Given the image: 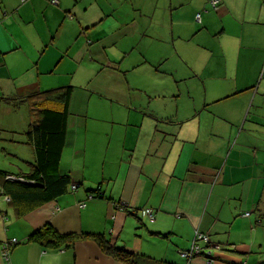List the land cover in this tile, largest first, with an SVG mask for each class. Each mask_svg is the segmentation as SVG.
Here are the masks:
<instances>
[{"label":"crops","instance_id":"1","mask_svg":"<svg viewBox=\"0 0 264 264\" xmlns=\"http://www.w3.org/2000/svg\"><path fill=\"white\" fill-rule=\"evenodd\" d=\"M212 1L170 0L174 54L180 56L174 59L179 68L170 66L179 72L174 87L158 82L162 52L149 64L146 55L130 59L134 35L124 49L112 41L131 19L149 18L153 4L144 1L141 10L139 2L124 19L93 12L91 0H0V138H12L18 154L33 149L31 161L18 159L12 163L17 170L9 165L3 171L22 178L36 160L27 132L39 109L23 100L72 87L60 170L77 186L37 208L17 207L0 177V264H124L91 240L59 252L28 242L47 224L60 233L102 232L118 247L176 264L187 263L180 252L190 250L202 229L223 248L215 264H264V0H221L218 9ZM115 24L122 27L113 30ZM94 80L101 89L91 87ZM172 90L177 102L174 94L158 95ZM182 93L194 100L186 114L179 109ZM94 96L93 105L108 109L109 101L126 104L125 120L98 107L95 118H71L77 102L90 104ZM149 99L163 100L171 115L142 113ZM17 105L24 108L19 118L4 116L6 107ZM180 120L193 127L175 129ZM13 239L19 243L7 261L3 246Z\"/></svg>","mask_w":264,"mask_h":264},{"label":"trees","instance_id":"2","mask_svg":"<svg viewBox=\"0 0 264 264\" xmlns=\"http://www.w3.org/2000/svg\"><path fill=\"white\" fill-rule=\"evenodd\" d=\"M72 92V87H64L35 93L23 100L31 106L37 105L39 109L27 132L28 142L35 149L36 160L31 171L21 176L24 180L7 179L11 174L0 170V177L4 181V193L10 195V199L17 207L25 202L37 208L64 195L70 186H76L71 175L60 170V161L66 144ZM93 193L92 196L96 194L100 196L101 189ZM90 240H95L94 242L106 255H111L110 257L124 264H176L118 247L102 233H60L51 224L31 234L28 242L38 243L47 250L59 252L74 248L79 241Z\"/></svg>","mask_w":264,"mask_h":264},{"label":"rangeland","instance_id":"3","mask_svg":"<svg viewBox=\"0 0 264 264\" xmlns=\"http://www.w3.org/2000/svg\"><path fill=\"white\" fill-rule=\"evenodd\" d=\"M64 1L66 2V0H62V2ZM89 1L90 0H84V2H89ZM91 1L92 3H94L93 12L97 11V13L99 14L101 12L103 16H105L104 13H106L107 15L114 14L115 16H123L124 19H127L128 14L134 12V6L138 7L139 2H141V10H142L144 1L146 2L145 7L149 6L150 4H153V6L149 9L150 10L149 13L151 14L149 18L141 17L140 20L131 19L130 24L125 25L127 28L123 30L122 32H120V34L113 37L112 41L119 42V43L117 42V44L115 45L117 49L119 48L124 49L128 46V44L132 43V40H131L132 38L130 36L134 35L135 38L133 40L132 46L135 48L131 50L133 53L131 54L130 58H134V57L138 58L139 56L146 55L147 62L149 64L150 63L153 64L152 60H154L153 58L154 52H158V53L162 52V59H164V61H163L162 70H161L162 74L159 75L158 82L161 80H163L164 83L174 82V87H175L177 79H180L178 78L179 72H174V69H172L171 67L179 68L174 64V59L177 61L180 56L178 53L174 54V49L176 52L178 50L176 46H174V9H173L174 6L170 7V0H91ZM159 1L161 2L160 4H159ZM156 3H158V5H156ZM172 4L174 5V2ZM113 7L115 8L114 11L116 12V14L113 11ZM136 9L138 11V8ZM115 16L113 15L111 16L113 18L112 20L114 22L117 20L116 22H118V19H116ZM75 22H78V19L75 18ZM121 23L125 24L123 19L121 20ZM86 26L83 25V28ZM119 27H122V26L119 24H115L114 28L112 29L114 30ZM98 30H101V28H99ZM132 30L135 32V34H131ZM108 31H111V28H109ZM185 34L186 33H183L181 37L183 42L187 38ZM85 37L87 41L92 38V37L88 38L86 34H85ZM122 37H125V40H121ZM132 46L129 45V47H132ZM188 46L190 47V52H191L192 49H191L190 44ZM146 49H147V53H145ZM101 51L105 53V56L106 54L109 57H112L114 55L112 51L106 50L104 48V45ZM146 82H149V80H146ZM164 85L169 87V85L167 84H164ZM91 87L93 89L94 88L101 89V85H99V83L96 80L93 81ZM87 90L92 91L91 88H87ZM80 92L85 94L83 91H80ZM174 92L175 90H172L169 93H165L161 91L158 95H160L159 96L160 98L164 99L165 98L164 96L166 95L171 96L172 94H174ZM96 98L97 96H94L90 104L77 102L72 109L71 118L83 119L84 121H86V115H88V113L90 117L95 118L94 115L98 114V111L96 110L97 107L100 109V112L103 114L115 112L117 115V118H120V117L122 118L123 115L126 114L125 112H127V109H125L126 104H124L123 102L120 103L116 100L114 103L112 101L107 102V105L110 106L112 109L110 108L108 109L103 103H95L93 105V102ZM176 100H177V96L176 94H174V102H177ZM162 102L163 100H157L156 102H154L155 103L154 105V103H152L151 101H147L144 104V107L142 109V111L144 110L146 113L144 111L143 113L149 114V113L156 112L158 113V115H171V112L167 113L164 111V107L161 106ZM176 105H178V103H176ZM193 106H194V100L187 97L184 93H182L181 99H180V105H179L181 114H186V112H188ZM165 108L168 109L167 107ZM148 109H151V110H148ZM23 110L24 108L18 105L6 107L4 110V116L19 118L23 114ZM148 111H151V112H148ZM7 119L8 118H5V120ZM122 120H125V118L123 117ZM174 123H179L178 125L174 127L175 129H190L193 127L192 122L188 120L186 121L180 120L179 122L174 121ZM101 129H107V128L101 127ZM72 134L74 133L72 132ZM0 139H2L0 140V167H1L0 169L1 170H5L6 167L8 168L9 165L17 164L19 162L18 159L22 160V159L27 158L28 161L33 159L32 147H28V146L24 147L23 150L20 151V153L18 154V152L14 150L12 138L9 139L6 137H1ZM102 142H104V139L102 140ZM102 142L99 145H101ZM2 144H4V146ZM212 264H215V261H213Z\"/></svg>","mask_w":264,"mask_h":264},{"label":"built area","instance_id":"4","mask_svg":"<svg viewBox=\"0 0 264 264\" xmlns=\"http://www.w3.org/2000/svg\"><path fill=\"white\" fill-rule=\"evenodd\" d=\"M57 2V1H53ZM221 0H213L212 4L215 9H218L220 6ZM198 20L201 19V14H198ZM7 179L11 180H23V178L16 177L13 175H8ZM77 186H72V189H75ZM10 200V197H8ZM83 204L82 206H84ZM247 216L249 213L246 214ZM153 218V214L151 212V219ZM19 243L17 239H13L3 246V256L4 259L10 260L11 246H15ZM222 246L219 243H214L211 239L209 233L202 232L199 229L196 230L192 245L189 251H186L182 254V257L187 260L186 264H212L214 261V254L217 251H221ZM197 258H203V262H198ZM241 264H247L246 262Z\"/></svg>","mask_w":264,"mask_h":264},{"label":"bare ground","instance_id":"5","mask_svg":"<svg viewBox=\"0 0 264 264\" xmlns=\"http://www.w3.org/2000/svg\"><path fill=\"white\" fill-rule=\"evenodd\" d=\"M137 2H138V1H137ZM168 9H169V7H168ZM203 9H204V8H203ZM69 17H70V16H69ZM73 18H74V17H73ZM80 31H81V30H80ZM82 32H83V31H82ZM82 32H81V33H82ZM79 33H80V32H79ZM79 36H80V35H79ZM160 36H161V35H160ZM77 39H78V38H77ZM78 40H79V39H78ZM91 40H92V39H91ZM91 40H90V41H91ZM93 43H94V42H93ZM91 45H92V44H91ZM153 45H154V44H153ZM153 45H152V46H153ZM86 49H87V48H86ZM90 49H92V48H90ZM93 49H94V48H93ZM90 54H91V53H90ZM128 54H129V52H128ZM165 54H166V53H165ZM89 57H91V56H89ZM92 57H93V56H92ZM164 58H165V57H164ZM94 59H95V58H94ZM130 59H131V58H130ZM114 60H115V59H114ZM128 60H129V59H128ZM85 61H86V60H85ZM91 61H92V60H91ZM116 61H117V60H116ZM131 61H132V60H131ZM131 61H130V62H131ZM157 61H158V60H157ZM80 62H82V61H80ZM113 62H115V61H113ZM124 62H125V59H124ZM162 62H163V61H162ZM82 63H83V62H82ZM115 63H116V62H115ZM89 64H90V62H89ZM89 64H86V65L88 66ZM111 64H112V63H111ZM117 66H118V64H117ZM114 69H115V68H114ZM122 70H123V69H122ZM120 71H121V69H120ZM74 88H75V87H74ZM256 88H257V86H256ZM147 101H150V99L147 100ZM170 102H171V101H170ZM170 102H169V103H170ZM152 103H154V102H152ZM147 104H148V103H147ZM166 104H167V103H166ZM122 105H123V104H122ZM154 105H155V103H154ZM152 106H153V105H152ZM152 106H151V107H152ZM161 106H162V105H161ZM127 107H128V106H127ZM146 107H147V106H146ZM159 108H160V106H159ZM148 110H151V109H148ZM141 111H142V110H141ZM143 111H144V110H143ZM226 111L229 112L228 110H226ZM122 112H123V111H122ZM144 112H145V111H144ZM148 112H151V111H148ZM142 113H143V112H142ZM145 113H146V112H145ZM246 113H247V112H246ZM122 118H123V117H122ZM122 118H121V119H122ZM245 118H246V117H245ZM245 118H244V120H245ZM243 122H244V121H243ZM180 124H182V123H180ZM222 133H223V132H222ZM224 133H225V132H224ZM171 140H172V138L170 139V141H171ZM173 140H174V139H173ZM177 140H178V139H177ZM180 140H182V139H180ZM160 141H163V140L160 139ZM171 142H172V141H171ZM171 142H169V144H170ZM29 144H30V143H29ZM170 145H171V144H170ZM7 149H8V148H7ZM5 150H6V148H5ZM216 151H217V150H216ZM207 159H208V158H207ZM30 161H31V160H30ZM206 162H207V161H206ZM224 162H225V161H224ZM32 163H33V161H32ZM19 164H20V162H19ZM22 164H23V163H21V166H22ZM15 165H16V164H15ZM205 165H206V164H205ZM17 166H18V165H17ZM12 167H13V165H12ZM22 167H23V166H22ZM0 168H1V167H0ZM6 168H7V167H6ZM13 168H14V170L16 169L15 167H13ZM13 168H12V169H13ZM23 168H24V167H23ZM26 168H27V167H26ZM221 168H222V167H221ZM221 168H220V169H221ZM18 169H19V167H18ZM220 169H219V170H220ZM0 170H1V169H0ZM16 170H17V169H16ZM20 170H21V169H20ZM27 170H28V169H27ZM217 170H218V168H217ZM9 171H10V170H9ZM21 171H22V170H21ZM22 172H23V171H22ZM194 172H195V171H194ZM219 172H220V171H219ZM9 174H10V173H9ZM148 174H149V173H148ZM18 175H19V174H18ZM16 176H17V174H16ZM24 178H25V177H24ZM15 181H16V180H15ZM212 184H213V183H212ZM214 185H215V184H214ZM78 187H79V186H78ZM210 192H211V191H210ZM1 193H2V192H1ZM209 194H210V193H209ZM213 195H214V194H213ZM91 196H92V195H91ZM211 196H212V194H211ZM213 197H214V196H213ZM216 197H217V196H216ZM93 198H94V197H93ZM207 198H208V197H207ZM209 199H210V198H209ZM211 199H212V198H211ZM211 199H210V200H211ZM217 199H218V198H217ZM210 200H209V204H210ZM220 200H221V199H220ZM113 202H114V201H113ZM213 202H215V204H216V201H215V200H213ZM219 202H220V201H219ZM223 203H224V202H223ZM212 204H213V203H212ZM220 204H221V203H220ZM117 205H119V204H117ZM218 205H219V203H218ZM123 206H124V205H123ZM125 206H126V205H125ZM208 206H209V205H208ZM119 207H120V206H119ZM119 207H118V208H119ZM218 208H219V207H218ZM222 208H223V205H222ZM125 209H126V208H125ZM132 209H133V208H132ZM135 209H136V208H134V210H135ZM137 209H138V208H137ZM220 209H221V208H220ZM129 210H130V207H129ZM147 210H148V209H147ZM136 211H137V210H136ZM136 211H135V213H136ZM151 211L153 212V210H151ZM131 213H132V212H131ZM146 213H147V211H146ZM219 213H220V211H219ZM245 213H246V212H245ZM244 216H245V215H244ZM249 217H250V216H249ZM155 218H156V217H155ZM160 219H161V218H160ZM161 220H163V219H161ZM163 221L166 222V220H163ZM82 231H83V230H82ZM201 231H202V229H201ZM101 233H102V232H101ZM155 233H156V232H155ZM159 233H160V232H159ZM156 234H158V233H156ZM210 234H211V233H210ZM213 235H214V234H213ZM213 237H214V236H212L211 239H213ZM120 239H121V238H120ZM94 241H95V240H94ZM76 242H77V241H76ZM83 242H84V241H83ZM85 242H86V241H85ZM74 246H75V245H74ZM74 246H73V247H74ZM65 250H66V249H65ZM226 250H227V249H226ZM186 251H189V250H182V251L180 252L181 255H182L184 252H186ZM229 251H230V250H229ZM110 256H111V255H110ZM219 257H220V256H219ZM214 258H215V257H214ZM159 259H160V258H159ZM156 260H157V259H156ZM160 260H161V259H160ZM203 260H204V259H203ZM218 260H219V259H218ZM116 261H118V260H116ZM246 262H247V261H246ZM235 263H236V262H235ZM236 264H239V263H236Z\"/></svg>","mask_w":264,"mask_h":264}]
</instances>
